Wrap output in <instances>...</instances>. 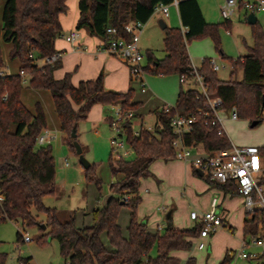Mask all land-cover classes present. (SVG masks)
<instances>
[{"label":"trees","instance_id":"trees-1","mask_svg":"<svg viewBox=\"0 0 264 264\" xmlns=\"http://www.w3.org/2000/svg\"><path fill=\"white\" fill-rule=\"evenodd\" d=\"M171 0H78L79 15L76 29L109 39L107 27H115V36L125 39L129 35L123 31V24L132 20L146 23L153 14V7ZM66 0H5L2 7V38L10 43V59L19 63L18 73L5 74V64L0 53V221H21L23 225L38 222L31 209L46 213L45 226L48 231L36 240L45 243L54 238L59 245V253L64 264H178L179 259L171 254L173 250L190 249L192 239L199 233L201 226L179 229L170 223L161 231L150 232L145 223L139 221L136 209L140 201L138 193L141 177L150 175L149 165L157 159L175 158L170 120L176 114L193 115L194 121L189 132L183 135L187 145L201 146L204 152L219 148H229L230 141L225 135L217 134V124L208 118V107L203 95L196 89H185L180 84L174 107L164 112L154 110L153 130L139 129L134 133L133 121L123 125L126 143L133 150L131 157L123 158L110 151L108 165L116 181L110 184L112 195L105 204L91 211L92 223L77 226L73 216L60 221L54 207H45L42 198L55 192V163L49 144L36 143L38 134L46 128V115L42 105L35 103L30 111L21 101L20 93L24 76L27 86L34 89H47L50 92L59 129L64 134L65 144L75 153L71 136L80 121L86 119L94 104L110 105L119 103L122 107L135 109L138 102L132 101V90L115 92L106 90L101 76L80 81L73 85L70 73L56 79L53 71L59 60L52 64L38 65L36 58H44L58 52L54 47L56 38L62 35L59 15L67 11ZM179 27L163 28L162 58H155L146 51L147 62L142 64L144 72L158 75L177 74L191 78L194 74L187 44L192 38L208 33L216 45L219 44L218 25L209 24L203 17L197 0H183L178 5ZM247 13L245 12V17ZM246 20V18H244ZM230 20L223 24L229 26ZM253 44L247 47L248 53L231 59L229 80H221L203 58L198 72L203 77L209 96H219L228 108L234 105L238 117L252 121L264 120V35L257 20L251 24ZM221 57H225L220 52ZM242 69V78H232L236 69ZM76 106V108L74 107ZM78 141V140H77ZM264 155V146H258ZM87 182H94L100 188L101 180L95 173V164L84 169ZM264 186V175L259 180ZM224 186H236L232 182ZM129 196V197H126ZM122 206L130 210L126 236L118 223ZM264 229V223L255 212L244 226L245 235H254ZM105 234L110 248L104 243ZM16 240L22 234L16 233ZM155 253L152 254V249ZM18 258L29 264V258ZM228 252L219 264H229ZM264 264V254L256 260ZM0 264H7V253L0 252ZM184 264H196L194 257H188Z\"/></svg>","mask_w":264,"mask_h":264},{"label":"rangeland","instance_id":"rangeland-1","mask_svg":"<svg viewBox=\"0 0 264 264\" xmlns=\"http://www.w3.org/2000/svg\"><path fill=\"white\" fill-rule=\"evenodd\" d=\"M5 0H0V53L5 64L3 72L5 74L18 73L19 63L16 59H10L9 50L10 43L2 38V7ZM201 9L204 12L206 21L209 24L218 25L219 44L216 45L208 33L202 36L192 38L187 44L188 53L191 62L198 65L203 58H213L217 64L221 65L217 71V76L221 80H229L231 72V59H237L239 56L248 53L247 47L253 44L251 34V24L243 19V10L240 11V18L237 14H233L227 29V25L223 24L224 19L220 15L219 7L224 0H197ZM68 5V4H67ZM68 12V9H67ZM66 12V13H67ZM257 22L261 27L264 35V12H255ZM158 15L153 14L150 19L144 23L139 36V47L142 49L144 58L142 64L147 62L146 51H150L152 55L159 59L164 55L163 50V29L158 24ZM168 27H181L179 17L174 7H170L169 16L164 19ZM227 30L230 33H227ZM86 35V31L82 30ZM96 37V36H94ZM61 37L57 38L60 42ZM220 52L225 56L221 57ZM35 62L42 65L41 58H36ZM144 78L150 88L147 93H141L139 83L132 79L131 90L132 98H138L143 101L145 111L141 112L144 125L154 124V115L148 111L147 102L150 98H158L161 96V91L166 89L171 92L179 87L178 77L164 76L145 72ZM173 75V74H171ZM237 80L242 78V69L238 67L235 74L232 76ZM162 80V81H160ZM22 103L30 110H34L35 103L39 102L46 115V129L50 131L54 138L44 145L49 144L52 148V153L56 164L55 174V192L54 194L45 195L42 198V203L45 207H54L57 212V218L60 221L73 216L77 226H89L92 223L91 211L98 204L99 206L105 203V200L112 195L110 184L112 183V173L108 165L109 153L112 150L111 137L114 135V130L108 122H103L98 132L88 131L86 139L80 137V141H86L88 144V152L84 154L90 163L95 164V173L101 180L100 188L98 189L94 182H87L84 178L83 168L78 161L76 153H71L66 157L67 145L59 139L58 119L53 109V103L50 92L47 89H34L27 86V76H24L22 89L20 93ZM175 103L172 100L170 104ZM133 111L135 109L129 108ZM141 111V110H140ZM139 111V112H140ZM230 107L222 108L219 115L222 119L224 131L228 140L234 145H249L264 146V120L260 123L250 126V121L247 118L238 117L235 120L229 118ZM104 117H113L114 108L108 106L104 110ZM133 130L137 128V120L134 118ZM132 120V121H133ZM83 128V127H82ZM113 155L115 152H112ZM204 150L201 146L193 149L192 158L204 157ZM131 157V156H129ZM67 160L68 165H65ZM116 181V180H115ZM114 181V182H115ZM33 217L38 222L34 225H23L21 221L6 220L0 221V252L7 253V264L16 261L17 257L29 258V264H64V261L59 253V245L56 239L52 238L45 243H40L36 238L48 231V227L42 228L46 223V213L31 209ZM130 210L127 206H122L119 210L118 221L122 228V234L126 236L127 225L129 222ZM125 219V223L122 220ZM24 232L31 238L30 241H17L16 233ZM154 233V232H153ZM104 243L110 248L105 234L102 235ZM195 244V243H194ZM195 247V245H193ZM240 246L232 249L237 251ZM256 249L253 246H248L247 250ZM155 253V248L152 249V254ZM206 253V249H205ZM211 260V259H210ZM199 264H210L205 258ZM217 264V263H216ZM230 264H256L255 260H247L242 258H234Z\"/></svg>","mask_w":264,"mask_h":264},{"label":"crops","instance_id":"crops-1","mask_svg":"<svg viewBox=\"0 0 264 264\" xmlns=\"http://www.w3.org/2000/svg\"><path fill=\"white\" fill-rule=\"evenodd\" d=\"M66 3L68 4V12L66 11L67 13L65 12L59 15L62 34L75 28L79 15L78 0H66ZM241 10L243 9H239L234 13L238 15V18H240ZM176 12L178 14V9ZM201 12L206 20L202 9ZM154 14H157L159 17L158 24L159 20L164 21L169 16H163L159 13ZM244 18H246L245 11L243 12ZM164 23L166 24L165 21ZM180 29L183 30L184 28L181 26ZM82 30H80L81 38L77 46L66 42L62 36H60L59 43L56 38L54 47L56 51L61 53V56L59 66L53 71L54 78L59 79L66 73H70L71 83L77 85L80 81L95 79L101 76L103 86L106 90L126 92L131 89L133 80L128 65L117 57L102 51L100 49L103 42L101 38L94 37V35L89 34L87 31L86 35H84ZM139 49L142 51L140 47ZM200 64L201 61L195 66L199 67ZM164 76L167 75H163L162 77ZM168 76L178 77L180 87L181 82L177 74H170ZM143 79L146 84V89L143 92L140 90V92L147 93L150 91V88L144 75ZM179 87L171 92L166 89L160 90L162 92L160 97L150 98L147 102V110L153 113L154 110L161 109L164 105L170 104L172 100H176ZM183 87L185 88L184 85ZM132 101L139 103V106L135 109L134 117L139 119L137 120L138 127L135 128L137 130L141 125H144L141 112L145 111V106L143 101L138 98L134 97ZM115 104H94L88 111L86 119L77 124L76 138L82 147L83 154L88 152V144L86 141H80V137L86 139L88 131L97 133L103 122H109L110 117L105 118L103 113L108 106L112 108ZM170 105H174V103ZM74 107L76 108V106ZM58 130L60 134L59 139L65 143L63 140L64 134L60 131L59 124ZM67 148L66 157L73 153L68 146ZM54 163H56L55 159ZM65 165H68L67 160H65ZM149 170L150 175L141 177L139 180L138 193L140 201L136 209L137 219L145 223L148 231L152 233L157 231L161 232L169 223L179 229L191 228L198 224L190 217L191 213L196 212L200 216L207 212L210 210L213 200H215V210L222 216L223 225L214 232L209 233L208 236L202 238L205 243L203 249L193 247L197 240V234L192 239L193 244L190 249L173 250L171 252L173 256L179 259L178 264H184L188 257H194L196 264H199L203 258L207 262L210 261V264H219L228 251L240 246L242 240L250 236V234L245 235L244 226L246 220L250 219L252 215H249L244 210L242 196L232 186H224L225 184L209 179L195 170L189 162L177 158H157L150 163ZM113 177L116 178V176ZM98 206L99 204L96 207ZM125 219L122 220L123 223H125Z\"/></svg>","mask_w":264,"mask_h":264},{"label":"built area","instance_id":"built-area-1","mask_svg":"<svg viewBox=\"0 0 264 264\" xmlns=\"http://www.w3.org/2000/svg\"><path fill=\"white\" fill-rule=\"evenodd\" d=\"M181 1L183 0H171L169 3L159 2L153 7V14L159 13L163 16H168L170 7H174L177 10ZM239 9H243L247 14L249 12L264 11V0H224L220 6V15L224 20H229ZM143 24V22L138 20L124 23L123 31L129 35L128 39L122 36H115L117 32L115 27H107L106 31L111 36L106 41H103L100 46L102 51L117 57L128 65L132 79L138 81L142 92L146 89L143 79L144 70L142 68L144 55L138 47V39ZM181 32L184 33L185 29L181 30ZM227 33H229L228 30ZM61 36L66 42L77 46L81 33L79 29L73 28ZM60 56V52L52 53L42 58L43 64H52L59 60ZM208 62L213 71H218L221 67L213 58H209ZM192 69L194 72L193 76L191 78L181 76L179 77L180 82L183 83L185 89H196L203 95L205 104L209 109L208 118L212 124L218 125L217 134L226 136L222 119L219 115L223 105L222 99L219 96H209L204 86L203 77L198 72V67L192 64ZM173 107L174 105L166 104L161 109L164 112H168ZM113 108L114 116L110 117L108 122L115 132L110 139L112 150L115 152L116 157L127 158L133 154V150L126 143L123 125L128 120L134 119L135 111L126 109L119 103H116ZM229 118L232 120L238 118L234 105L230 107ZM194 119L193 115L186 116L179 113L171 117L170 124L175 135L172 141L175 158L189 162L195 170L213 181L221 184L234 183L237 192L242 196L244 210L249 215L258 212L264 223V186L258 183L261 176L264 175V155L259 147L257 145H234L230 142L229 148L215 149L210 152H204V157L192 158L193 149L197 146L187 145L183 140V135L191 130ZM139 129L152 131L153 125H141L137 130H134V133L137 134ZM53 138L54 135L45 128L36 137V143L42 145L50 142ZM1 199L0 195V201ZM190 217L201 226L195 241V247L203 249L205 243L202 238L223 225L222 216L215 210V200L211 202L210 210L200 216L196 212H192ZM30 240L31 238L24 232L21 241L27 242ZM250 245L256 249L247 250ZM228 254L232 257L231 261L237 257L256 260L260 255L264 254V229L242 240L240 248L237 251H228ZM9 264L25 263L17 257L15 262Z\"/></svg>","mask_w":264,"mask_h":264},{"label":"water","instance_id":"water-1","mask_svg":"<svg viewBox=\"0 0 264 264\" xmlns=\"http://www.w3.org/2000/svg\"><path fill=\"white\" fill-rule=\"evenodd\" d=\"M246 19H247L248 23H250V24L254 23L256 21L255 13L254 12H249L247 14V16H246ZM159 25L162 28L166 27V24L164 23L163 20H159ZM262 98H263L262 103H264V95L262 96ZM258 123H259V120L254 119V120L250 121V126H254V125L258 124ZM71 136L73 138L76 137V129H72ZM72 144L74 146L75 153L78 156V161H79L80 165L84 169L88 168L89 165H90V161H88L87 158L84 156L80 143L76 139H74ZM115 180H116V178L113 177L112 182H114ZM42 228L44 229L45 225H42Z\"/></svg>","mask_w":264,"mask_h":264}]
</instances>
